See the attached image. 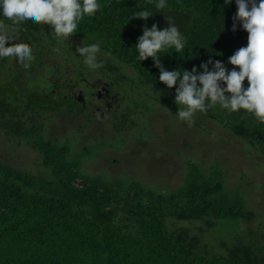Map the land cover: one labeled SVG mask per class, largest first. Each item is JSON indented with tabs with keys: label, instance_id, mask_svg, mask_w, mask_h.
I'll return each mask as SVG.
<instances>
[{
	"label": "trees",
	"instance_id": "1",
	"mask_svg": "<svg viewBox=\"0 0 264 264\" xmlns=\"http://www.w3.org/2000/svg\"><path fill=\"white\" fill-rule=\"evenodd\" d=\"M99 3L100 10L86 16L70 38L85 44L99 43L100 50L110 57V62L106 57L99 63L105 66L116 60L132 68L139 85L150 89L156 104L175 116L184 107L174 103L178 85L168 89L159 81L153 60L140 62L137 58L134 46L143 27L156 24L166 28V19L171 17L185 37L184 52L177 54L169 49L160 54L167 71L196 67L199 72V66L209 59L221 60L231 69L234 66L227 63L228 58L247 44V33L239 24L236 32L231 30L237 10L234 0L230 6L223 0H168L162 13H155V0ZM138 8L154 14L147 21L131 20L127 24L130 13ZM19 27L37 44L41 34L52 40L57 37L49 25L29 23ZM57 47H47L50 60L60 58ZM116 69L114 65L106 67L110 73L103 67L93 70L109 79ZM81 78L89 84L87 78ZM11 80L0 82V131L30 147L43 170L34 175L0 162V264H264V248L223 243L222 253L216 254L179 227L198 223L202 230H209L221 219L251 220L241 196L225 187L221 171L205 173L189 163L183 185L162 192L139 181L88 175L82 166L91 156L85 150L76 154L68 143L48 139L45 126L36 124V117L42 113L81 115L84 107L66 100L59 103L51 94L46 99L39 93L23 96L21 102L22 93L15 86L18 78ZM104 87L112 98L110 104H115L119 95L112 87ZM121 107L120 103L118 109ZM203 113L249 148L258 145L256 150L264 155V123L251 113H229L219 105ZM119 128L117 131L127 132Z\"/></svg>",
	"mask_w": 264,
	"mask_h": 264
},
{
	"label": "rangeland",
	"instance_id": "2",
	"mask_svg": "<svg viewBox=\"0 0 264 264\" xmlns=\"http://www.w3.org/2000/svg\"><path fill=\"white\" fill-rule=\"evenodd\" d=\"M26 39L31 40L29 37ZM54 39L41 34V45L37 47L47 49L58 46L56 49L60 58H51L50 65L63 61L59 65L65 66V71H60L59 78L63 76L70 80L67 83L84 86L82 76L97 90L103 84L112 87L119 98L115 104H110L116 114L107 112L105 101L90 104L89 109L94 112L92 122H89L91 117L86 113L82 116L42 113L36 117V124L45 126L48 139L68 143L76 154L85 150L91 156L82 166L88 175L139 181L159 192L181 187L189 163L198 165L205 173L221 171L225 187L241 196L246 210L252 215L251 220L221 219L209 230H202L198 223H183L179 227L188 230L216 254L222 253L223 243L264 248V155L256 150L258 145H255L256 149L249 148L245 141L234 137L218 121L209 119L204 113H195L191 122L179 120L175 114L156 104L149 95L150 89L139 85L132 68L113 60L117 71L109 79L101 74L99 77L84 63V57L76 52L78 46L89 43L70 37L68 40ZM106 57L110 62L106 52L100 50L97 61ZM113 64H102L101 67L106 71V67L112 68ZM50 70L49 65L24 68L27 79L23 80L22 87L33 90L35 94L44 86L48 91L50 86L42 82V76L48 75L51 80L53 75ZM82 70L84 75L80 74ZM51 81L56 82L54 79ZM85 92H89L88 87ZM107 100L111 103L112 98L107 97ZM120 103L121 110L118 109ZM119 127L127 132L117 131ZM4 135L0 131V162L34 175L40 174L43 169L38 155L24 142L19 144Z\"/></svg>",
	"mask_w": 264,
	"mask_h": 264
},
{
	"label": "clouds",
	"instance_id": "3",
	"mask_svg": "<svg viewBox=\"0 0 264 264\" xmlns=\"http://www.w3.org/2000/svg\"><path fill=\"white\" fill-rule=\"evenodd\" d=\"M234 2L237 10L231 30L236 32L239 24L247 33V44L228 58L227 63L234 66L231 69L221 60L209 59L199 66V72L196 67L191 71L183 68L165 70L160 54L169 49L180 54L187 44L171 17L166 19V28L160 29L156 24L151 28L143 27L142 35L137 39L134 47L140 62L151 58L159 70V81L168 89L178 85L174 103L184 106L176 111L181 121L191 122L195 113L219 105L229 113L244 110L264 123V0ZM223 3L230 6L233 0H223ZM154 6L155 13H162L161 10L168 7V0H155ZM100 8L99 0H0V60L14 59L24 67H27L26 61H31L33 49L18 43L19 25H49L57 37L68 40L78 31L80 22L86 16H94ZM153 14L152 10L138 8L130 13L127 24L131 20L147 21ZM4 21L11 22L10 26ZM13 44L18 46L5 48V45ZM76 52L84 57L88 67L98 69L102 66L97 61L99 43L78 46Z\"/></svg>",
	"mask_w": 264,
	"mask_h": 264
},
{
	"label": "flooded vegetation",
	"instance_id": "4",
	"mask_svg": "<svg viewBox=\"0 0 264 264\" xmlns=\"http://www.w3.org/2000/svg\"><path fill=\"white\" fill-rule=\"evenodd\" d=\"M4 23L9 26L11 24V22L8 21H4ZM20 29L21 31L18 34V43H23L33 49L31 61H26L25 63L29 64L28 67H31L32 65H39V68L43 66L47 67V65H49L51 67L50 73H52L53 75L52 79L56 81V82H52L51 81L52 79L49 80L50 76L48 75L42 76L43 77L42 82L48 83L50 89L47 91V87L44 86L39 90L38 92L39 94H42L46 99L47 96L51 94L50 97L52 99L57 100L59 103L61 101L63 102L64 100H66L69 101L71 104L74 103L79 105L80 107H84L83 113L89 114V116L91 117L89 122L93 121V116H94L93 109H89L90 104L97 103L100 101H105V104L107 105V112L111 114V110H112L111 105L110 102L107 100V97L111 98V96H109V92L104 87L106 86L105 84H103V86L100 87V90H97L95 85L91 83L89 84L83 83L84 86L83 85L79 86L77 85V83L75 84L67 83L70 80H68L67 78L65 79L63 76L59 78L58 74L60 73L61 70L65 71V66L62 67L59 64H57V66L52 64L51 66L49 61L50 56L47 53V49L37 47L38 44L34 40H32L29 36H25V33L23 32L24 29L22 28ZM7 35L10 36L11 34H7ZM26 37H29L31 40H27ZM15 46L18 45L17 44L5 45V48L7 49L9 47H15ZM1 65H2V70L0 69V82L2 80L3 82H8L11 80V78L12 80L18 78V84L15 86L16 89H18L17 91L22 93V96L19 97L21 99V102H23V98H24L23 96H31L35 94L33 90H28L27 88L22 87L23 80L27 79L24 75V68H28V67L19 65L14 59L0 60V66ZM47 70L49 71V69ZM61 80H63V82H61ZM87 87L89 88L88 93L85 92V89ZM95 109L96 111H99L98 108ZM113 111L114 113H116V110ZM83 113L81 114V116L83 115ZM60 115L68 116L71 114L65 112V113H61Z\"/></svg>",
	"mask_w": 264,
	"mask_h": 264
}]
</instances>
